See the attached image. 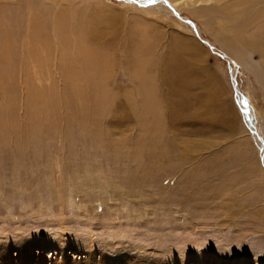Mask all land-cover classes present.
I'll list each match as a JSON object with an SVG mask.
<instances>
[{
    "label": "rangeland",
    "instance_id": "obj_1",
    "mask_svg": "<svg viewBox=\"0 0 264 264\" xmlns=\"http://www.w3.org/2000/svg\"><path fill=\"white\" fill-rule=\"evenodd\" d=\"M196 1L0 0V264H264V16ZM66 10L76 81L26 57Z\"/></svg>",
    "mask_w": 264,
    "mask_h": 264
},
{
    "label": "bare ground",
    "instance_id": "obj_2",
    "mask_svg": "<svg viewBox=\"0 0 264 264\" xmlns=\"http://www.w3.org/2000/svg\"><path fill=\"white\" fill-rule=\"evenodd\" d=\"M200 1L202 2L203 0H198L195 3L199 4L198 6H202ZM182 2H184V0H172L173 6H179L180 4H183ZM236 3H237L236 4L237 6H240L241 4H242V6H244V8L239 9L241 11H238L237 15L239 13H241L242 11L247 10V11L251 12L252 14L258 13V14L264 16V0H241V1H238ZM259 4H260V7H258ZM0 5H2V4H0ZM32 12H33V10H32ZM28 13L30 14V12H28ZM69 13H70L69 10H66V11H60L56 15V20L53 21L54 22V29L56 32L54 39H51L50 37H48V35H46L47 31L45 32V29H46L45 25L42 23L39 15L36 13L32 14L31 20L29 23L28 34H27L28 35L27 37L30 40L28 43V46L30 48L28 50L26 57H28V59H30V62L34 61L38 65H41L42 63H46V62L48 63L50 57H49V55L47 56V54H49V52L54 47H56V48H58V51H59V59L58 60L60 62V65H67L68 67H66V68L69 69V71H68L69 78L72 77L76 81V80H80V79H85L86 71L88 72L89 68L96 69V67H98V63H100L101 61L103 63L104 61L101 60L102 59V57L100 56L101 51L93 48L92 45H90L88 43L89 42V41H87L88 36H87L85 30H83L81 28L80 24L78 22H76V20L70 19L71 14H69ZM91 18H90V20H91ZM263 20H264V18H263ZM249 25H251V24H249ZM257 27L258 26L256 25L252 29H256ZM6 29L3 27H0V30H1V32H0V63L1 62L3 63L7 59L6 58L7 56L3 55V54H6L5 51L8 50L10 47L9 43L7 44V42L9 40H12L11 35L8 32H6ZM43 34L46 35L45 39H43L44 37L41 36ZM34 41H35V43H34ZM10 44H11V42H10ZM13 49H14V47H13ZM13 51H15V50H13ZM85 52L87 55H91V54H88L89 52L93 53V57L91 58V62H89V58H88L89 56L87 57L85 55ZM1 53H3V54H1ZM73 53H74V55H75V53H77L76 56H74ZM42 54H46V57H44ZM13 55H15V54H13ZM9 56H11V55H9ZM4 63H6V62H4ZM88 75H89V72H88ZM38 90L41 92V89H38ZM54 252L55 251H53V253H51L48 257L52 258L54 256ZM85 264H88V263L85 262ZM125 264H137V263L134 262V260H133V262L126 261ZM194 264H204V263L196 262ZM220 264H223V263H220Z\"/></svg>",
    "mask_w": 264,
    "mask_h": 264
},
{
    "label": "water",
    "instance_id": "obj_3",
    "mask_svg": "<svg viewBox=\"0 0 264 264\" xmlns=\"http://www.w3.org/2000/svg\"><path fill=\"white\" fill-rule=\"evenodd\" d=\"M209 45V43H207ZM210 46V45H209ZM211 47V46H210Z\"/></svg>",
    "mask_w": 264,
    "mask_h": 264
}]
</instances>
